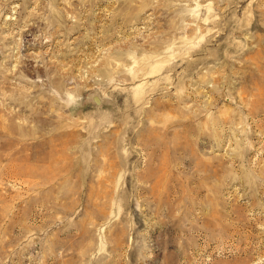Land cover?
Segmentation results:
<instances>
[{"label":"rangeland","instance_id":"374dc122","mask_svg":"<svg viewBox=\"0 0 264 264\" xmlns=\"http://www.w3.org/2000/svg\"><path fill=\"white\" fill-rule=\"evenodd\" d=\"M0 264H264V0H0Z\"/></svg>","mask_w":264,"mask_h":264}]
</instances>
